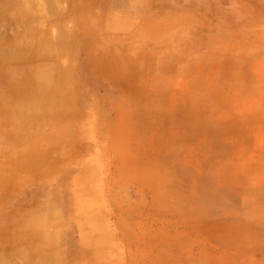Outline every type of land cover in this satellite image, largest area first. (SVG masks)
Instances as JSON below:
<instances>
[{
    "label": "rangeland",
    "instance_id": "rangeland-1",
    "mask_svg": "<svg viewBox=\"0 0 264 264\" xmlns=\"http://www.w3.org/2000/svg\"><path fill=\"white\" fill-rule=\"evenodd\" d=\"M13 36L67 113L0 149V264H264V0H0Z\"/></svg>",
    "mask_w": 264,
    "mask_h": 264
},
{
    "label": "crops",
    "instance_id": "crops-1",
    "mask_svg": "<svg viewBox=\"0 0 264 264\" xmlns=\"http://www.w3.org/2000/svg\"><path fill=\"white\" fill-rule=\"evenodd\" d=\"M19 32H21V36L25 37L23 43L21 40L17 41L21 52L31 51L32 44H35L36 48L38 45L41 46V35L39 39V33L42 32L41 28L21 27V31ZM14 39L15 36H13L12 40L0 45V149L6 150L9 154L7 157V159H9V163H6L7 166L11 168V162H13L12 165H15V167L12 169L17 172V169H20L19 166L23 159L20 154L21 150H23V141L20 139L22 136L20 125L24 122L26 125L35 124V121L38 120L42 126L46 127L47 132L43 133L44 130L40 131L39 128L36 129L28 126V129L30 128L28 136L30 137L26 139V142L29 145H37L42 141L41 139H37V136H42L41 134H48L51 133L52 130H55L52 121L58 118V111L63 112L64 110V112H66L67 101L65 95H60L57 92L51 95L38 94L37 90L41 87V82L39 80L42 78H36L37 81H34L32 78H22V76L12 75L4 71L7 63L10 61V56L6 55V50L16 41V39L15 41ZM36 54L41 53L37 52ZM18 59L20 62L29 61L27 58L18 57ZM48 100H51L50 102L52 104L50 105L54 107V112L51 113L50 111V113L45 116L42 113H44L43 111L49 110V105H47ZM60 107L61 109H59ZM61 117L66 118L64 120L67 121V114L63 115L62 113ZM43 120H46L45 123H43ZM10 142L13 143L12 147ZM67 144H69L68 141ZM32 149L33 146H31L30 150ZM16 151H18V153L14 155ZM10 153L12 155H10ZM29 177H31V175Z\"/></svg>",
    "mask_w": 264,
    "mask_h": 264
},
{
    "label": "bare ground",
    "instance_id": "bare-ground-1",
    "mask_svg": "<svg viewBox=\"0 0 264 264\" xmlns=\"http://www.w3.org/2000/svg\"><path fill=\"white\" fill-rule=\"evenodd\" d=\"M41 6H42V5H41ZM41 6H40V7H41ZM62 49H63V48H62ZM58 64H59V63H58ZM58 64H57V65H58ZM51 67H52V66H51ZM58 67H59V66H58ZM53 69H54V68H53ZM58 69H59V68H58ZM50 70H51V68H50ZM50 70H49V71H50ZM62 71H65V70L62 69ZM51 72H53V71L51 70Z\"/></svg>",
    "mask_w": 264,
    "mask_h": 264
}]
</instances>
